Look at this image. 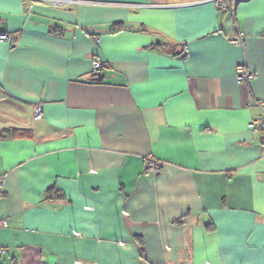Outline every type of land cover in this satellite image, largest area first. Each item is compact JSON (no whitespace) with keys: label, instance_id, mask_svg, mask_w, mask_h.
I'll return each instance as SVG.
<instances>
[{"label":"crops","instance_id":"0c3cea01","mask_svg":"<svg viewBox=\"0 0 264 264\" xmlns=\"http://www.w3.org/2000/svg\"><path fill=\"white\" fill-rule=\"evenodd\" d=\"M2 31L0 264H264V0H0Z\"/></svg>","mask_w":264,"mask_h":264},{"label":"built area","instance_id":"2783aa9c","mask_svg":"<svg viewBox=\"0 0 264 264\" xmlns=\"http://www.w3.org/2000/svg\"><path fill=\"white\" fill-rule=\"evenodd\" d=\"M50 5L57 6H70L74 4H79L82 2H88L89 0H41ZM205 1V0H203ZM217 4L224 9H233L236 7V4L239 0H214ZM130 6H140L142 4H134V3H126V5ZM246 39V34L244 31H239L238 35L233 38V42L235 43H243ZM0 40H10L17 41V35L12 31H2L0 32ZM95 68H100L102 66V62L98 59H95L94 62ZM255 75V71L247 66L244 62H239L236 66V74L235 78L239 82L248 83L249 80ZM258 106L261 108V113L255 118L251 119L248 126L249 128L260 131L264 134V99H259L255 101ZM34 117L41 118L43 114V107L41 102H36L34 104ZM158 169V160L153 156H148L145 158L144 170L148 173H155ZM7 177V171L0 170V193L4 189V184ZM8 226V220L6 218L0 217V231L1 229ZM6 248L0 243V257L5 253Z\"/></svg>","mask_w":264,"mask_h":264},{"label":"water","instance_id":"95a60500","mask_svg":"<svg viewBox=\"0 0 264 264\" xmlns=\"http://www.w3.org/2000/svg\"><path fill=\"white\" fill-rule=\"evenodd\" d=\"M104 76H105L104 71H99V72H97V74L95 76H93V79L101 80V79H103Z\"/></svg>","mask_w":264,"mask_h":264},{"label":"trees","instance_id":"16d2710c","mask_svg":"<svg viewBox=\"0 0 264 264\" xmlns=\"http://www.w3.org/2000/svg\"><path fill=\"white\" fill-rule=\"evenodd\" d=\"M161 43H157L156 45H159L160 46ZM97 73V72H96ZM263 139H264V134H263Z\"/></svg>","mask_w":264,"mask_h":264}]
</instances>
